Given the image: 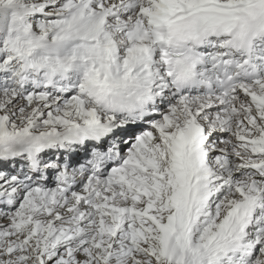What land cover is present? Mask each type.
I'll list each match as a JSON object with an SVG mask.
<instances>
[{"label":"snow or ice","instance_id":"obj_1","mask_svg":"<svg viewBox=\"0 0 264 264\" xmlns=\"http://www.w3.org/2000/svg\"><path fill=\"white\" fill-rule=\"evenodd\" d=\"M0 264H264V0H0Z\"/></svg>","mask_w":264,"mask_h":264}]
</instances>
